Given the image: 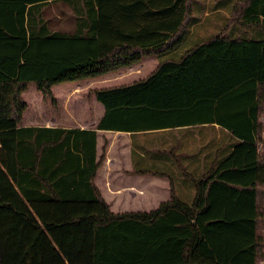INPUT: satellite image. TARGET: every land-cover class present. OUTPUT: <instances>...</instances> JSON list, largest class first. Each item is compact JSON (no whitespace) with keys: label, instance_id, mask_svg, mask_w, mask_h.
Wrapping results in <instances>:
<instances>
[{"label":"trees","instance_id":"16d2710c","mask_svg":"<svg viewBox=\"0 0 264 264\" xmlns=\"http://www.w3.org/2000/svg\"><path fill=\"white\" fill-rule=\"evenodd\" d=\"M51 4L75 31L51 28ZM150 56L146 78L89 91L105 108L96 129L23 126L31 85L55 105L54 86ZM213 123L226 135L136 163L169 179V200L111 210L97 129ZM0 264H264V0H0Z\"/></svg>","mask_w":264,"mask_h":264},{"label":"crops","instance_id":"0c3cea01","mask_svg":"<svg viewBox=\"0 0 264 264\" xmlns=\"http://www.w3.org/2000/svg\"><path fill=\"white\" fill-rule=\"evenodd\" d=\"M152 64L153 66L157 64L156 69L159 65V60L158 62H152ZM132 67L134 65L127 68L131 69ZM101 81L97 80L95 82L100 83ZM133 82L135 81L130 83ZM115 86L120 85L108 87ZM97 88L99 87L93 89ZM53 92L57 98V103H59L60 98L57 96L64 91L61 89L57 90L54 86ZM66 92L71 93L72 89L69 90L67 88ZM88 93L86 99L82 100L84 105L81 106L82 111H80V114L77 112L72 113L71 110L66 108H61L59 110L60 113L59 111L52 112V119L49 120L52 124L40 125L38 122L41 116L39 114H30L31 108L29 106L25 114L23 126H46L77 130L96 129L98 122L105 114V108L94 96L89 97ZM54 113L56 116L53 115ZM189 129L191 130L192 127L139 132L135 137L131 132L97 129V160L101 161V167L97 172L95 184L113 212H140L136 210L142 209V207L158 208L161 202L170 199L171 186L167 177L153 174H138L135 172L136 163L143 164L144 166H152L154 164L153 160L148 158L147 150H151L153 146H162L166 149H178L181 145L180 140L187 138L194 143V136H196V143L199 146H205L212 141L211 136L214 133H218V136L226 135V130H223L216 123L205 124L203 127L196 129L193 128V131ZM202 135L204 136L203 139L201 138ZM134 141L137 152L135 158L132 154ZM106 143L107 147L104 154V146ZM165 161L164 158L160 165H164Z\"/></svg>","mask_w":264,"mask_h":264},{"label":"rangeland","instance_id":"374dc122","mask_svg":"<svg viewBox=\"0 0 264 264\" xmlns=\"http://www.w3.org/2000/svg\"><path fill=\"white\" fill-rule=\"evenodd\" d=\"M45 18L49 20L50 26L54 30L69 32L75 31V20L71 18V11L62 4L51 5L45 8ZM152 62H158L156 56L145 57L140 62L135 63L134 67H132L131 69L125 67L107 73H100L93 78L58 84L55 86V88L57 90L61 89L64 92H62L61 94L59 93L57 97L60 98V101L55 105L52 104L51 100L44 101L42 94L37 90V87L35 85H31L29 87V90L24 92V97L31 108L30 114H39L41 116L42 119L39 117L40 119L38 122L40 125L52 124V122L49 121L50 119H52V112L59 111L61 108H66L68 110H71L72 113L77 112L78 114H80V111H82L81 106L84 105L82 100L86 99V95L89 90L96 87L101 88L127 84L132 81L144 78L149 75L158 64L157 63L156 66H153ZM97 80L102 81L100 83H97L95 82ZM67 88L69 90L72 89V92H66ZM53 115L56 116L55 113ZM152 208L153 207H142V209H137L136 211H150ZM218 215L221 216L222 214ZM228 235V238H232V236L236 237L234 235V232L229 233V231H226L223 234H219L216 237L224 238V236Z\"/></svg>","mask_w":264,"mask_h":264}]
</instances>
